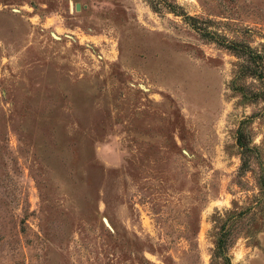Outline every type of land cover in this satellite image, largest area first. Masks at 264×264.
<instances>
[{
    "label": "rangeland",
    "instance_id": "rangeland-1",
    "mask_svg": "<svg viewBox=\"0 0 264 264\" xmlns=\"http://www.w3.org/2000/svg\"><path fill=\"white\" fill-rule=\"evenodd\" d=\"M165 1L0 0V264H223L230 212L264 264V105L191 26L258 48L264 0Z\"/></svg>",
    "mask_w": 264,
    "mask_h": 264
},
{
    "label": "trees",
    "instance_id": "trees-1",
    "mask_svg": "<svg viewBox=\"0 0 264 264\" xmlns=\"http://www.w3.org/2000/svg\"><path fill=\"white\" fill-rule=\"evenodd\" d=\"M162 3L166 8L175 13L170 3H167L165 0H162ZM187 19L194 20L191 17H187ZM191 26L200 32L202 37L210 39L237 59V63L234 65L233 79L230 81L229 87L233 93L240 97L241 102L243 104L262 103L264 105V42L259 44L258 48H253L246 43L227 41L223 37H219L215 33L208 31L206 28L199 29L193 24ZM236 145L240 151V155H242L241 171L243 173L249 170L248 160L251 158V155L258 157L256 181L260 193L259 198L256 199V205L250 207L255 211L257 207L259 209L261 205L263 206L262 202L264 201V164L260 161L256 147L251 146L246 130L238 129ZM246 210H249V208ZM240 215V213L230 212L225 220L222 221L220 219L214 255L216 258L222 259L223 264H230L227 250L232 225H229V221L234 218L235 222Z\"/></svg>",
    "mask_w": 264,
    "mask_h": 264
},
{
    "label": "water",
    "instance_id": "water-1",
    "mask_svg": "<svg viewBox=\"0 0 264 264\" xmlns=\"http://www.w3.org/2000/svg\"><path fill=\"white\" fill-rule=\"evenodd\" d=\"M75 10H76V11H79V5H76V6H75Z\"/></svg>",
    "mask_w": 264,
    "mask_h": 264
}]
</instances>
